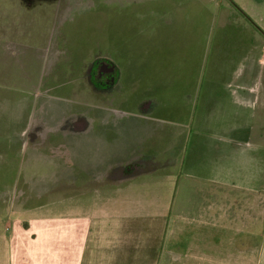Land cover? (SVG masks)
Here are the masks:
<instances>
[{"label": "crops", "instance_id": "obj_1", "mask_svg": "<svg viewBox=\"0 0 264 264\" xmlns=\"http://www.w3.org/2000/svg\"><path fill=\"white\" fill-rule=\"evenodd\" d=\"M92 1L65 2L76 7L65 8L71 11L59 20V36L69 35L66 24L72 12L81 11L84 2L95 5ZM150 1L131 0L135 5ZM47 2L53 1L39 3ZM160 5L163 11L143 13L140 26L123 30L121 41L112 39L119 35L111 16L110 47L111 53L120 52L115 55L119 81L114 90L93 96L92 111L75 102L89 99L85 85L77 82L64 88L68 77L84 75L86 66L79 62H85L86 52L79 46L84 57L63 65L65 72L40 74L43 82H38L53 86L56 93L61 84L59 94L41 99L45 110L0 112L2 144L13 143L7 148H22L20 134L27 127L45 128L51 138L44 147L65 149L63 154L48 152L53 160L45 163L60 158L70 165L76 160L85 187L91 180L95 183V199L60 211L31 200L23 205L16 188L2 192L0 264H129L134 252L143 263L151 264L152 256L161 262L166 260L161 237L168 224L176 222L180 228L186 220L209 230L241 232L231 240H214L209 233V238L199 240L204 251L184 252L182 260L262 264L260 207L256 211L254 205L253 217L246 222L231 216L229 204L223 205L220 198L229 197L231 189L253 196L264 189L262 136L256 139L255 114L247 112L262 95L256 86L264 79V33L235 0H160ZM229 14H236L250 29L230 32ZM138 16L133 18L136 22ZM52 31L51 36L57 34ZM69 41L58 42L64 49ZM33 160L30 165L41 163L37 157ZM21 161L14 154L0 164L19 166ZM15 176L9 180L17 181ZM103 180L108 182L109 203L102 200ZM186 194L196 199L179 200ZM225 244L238 248L233 253L224 249ZM247 245L253 247L248 254Z\"/></svg>", "mask_w": 264, "mask_h": 264}, {"label": "rangeland", "instance_id": "obj_2", "mask_svg": "<svg viewBox=\"0 0 264 264\" xmlns=\"http://www.w3.org/2000/svg\"><path fill=\"white\" fill-rule=\"evenodd\" d=\"M67 1L57 0L54 3L47 2L48 4H40L37 0H0V112H42L45 110L47 104L45 101H41V99L45 98V95L49 93L56 92L52 89L53 86L38 82L41 80L40 74L44 72L46 75L50 70L53 71L52 69H54L53 72H65L64 69L67 70V68L64 66L69 61L70 64H75L79 61L80 55L77 53V51L79 52L77 49L79 46L81 52L85 51L84 48L89 49L85 55L86 60L89 61L101 54L112 55V57H115L116 54L120 55V52L111 53V16L115 19L114 30L119 35L117 38L113 37L112 39L121 41L120 35L124 33L123 30L140 26L143 13L145 15L146 13L157 14L163 11L160 10V0H151L143 5H135L131 0H128L129 2L127 0H104L102 3L100 0H93L92 2L95 5H89L84 2L81 11L72 12L69 18L70 21L66 24L68 30H70L69 36H66V41L70 40L68 45L70 49L67 52L63 49V44L58 42L59 35L62 32L55 30L60 25L59 20L62 14L64 16L71 11L65 8L69 7V9H73L76 7V5L70 6V4H66L65 2ZM96 2H99V4ZM235 2L240 4L241 7L246 8L253 18L257 19L259 28H256L264 33V0L261 4L255 5L253 4L254 0H235ZM136 13H139L138 22L133 19L136 17ZM226 19L229 24L226 26L230 32L233 29L236 30V28L248 31L249 27H251L247 22L244 23L242 19H239L236 14L235 17L234 14H229V17H226ZM53 29L57 34L51 36L50 33L53 32ZM96 42H101L103 47L100 50L94 51L93 44ZM64 43L66 44L67 42L64 41ZM120 44L121 42H119L118 50L122 48ZM71 48H76L77 51ZM57 88L59 92L56 94H59L61 92V84ZM256 89L261 91L262 95L260 99L257 97V100L250 106V109H247V112H254L255 137L259 140L261 135L262 141L260 139V142L264 146V79H261ZM25 126L24 124L22 125V127ZM2 134L5 135V133ZM20 136L22 140V148L20 149L7 148V146L13 147V143L11 145L10 142H6L3 145V141L0 139V162H4L6 156L13 158L14 154H17L18 157L20 156L22 160L19 166L12 163L10 165H5V163L0 164V194L5 192V190L16 188L18 192H22L23 205L26 204L27 200H31L34 204L47 207L52 211H60L65 207L84 204L95 199L91 191L95 183L91 180L89 182L90 185L85 187L86 182L79 173L80 170L76 160L70 165H63L62 160H59L60 158L51 164L45 163L48 162V159L49 161L53 160L52 157L49 158L48 155L50 154H48V150L44 147L47 144L48 137L51 138V135L45 131V128L39 127V130L36 131L35 127H32V129L27 127ZM49 151H52V149ZM54 151L56 154L62 153V150L60 151L59 149ZM259 154L261 159L264 160V148L260 150ZM35 157L41 163L34 166L30 165V162H35L33 160ZM20 168L21 170H17ZM3 169H6L8 175H3ZM19 171L21 174L17 176L19 177L17 181L9 180V178L13 179L14 174ZM122 175L119 172L121 178L124 177ZM17 177L15 176V178ZM107 184L108 182L105 180L101 182L100 186L98 182L96 184L101 187L103 203L110 202L109 191L106 190L108 189ZM116 184L119 185L120 181H116ZM23 194L28 195V197H24ZM32 194L35 196H29ZM150 199H153V197H150ZM182 199L185 202L195 200L196 197L179 198L181 201ZM220 199L221 201L223 200V205L225 203L229 204L230 210L233 211L231 216H234L236 219L245 220L246 222L253 217L254 205L256 211L260 207V222L262 225L260 231L263 242L262 253L264 256V189L256 196L247 192H235L231 189L229 197ZM214 201L217 203L218 198H215ZM189 221L186 220V223H183L180 228L176 227V222L168 224L166 235L161 237L164 240L162 248L167 252L164 255L166 260L158 262V258L152 256L155 258L152 261L155 262L154 264H193V261L182 260L180 254L187 251H195V249L198 252L204 251L202 249L204 245H199L200 239L209 238L210 233L211 238L214 240L226 236L231 240L238 236L236 232H241V230H231L229 232L215 229L209 230V228H206L202 224L189 223ZM206 247L209 250V245ZM227 248L231 249V252L234 253V250L238 247L232 244H225L224 249L226 250ZM252 251L253 247L248 249L247 245L245 249L246 254ZM130 258L132 260L128 262L129 264H146L137 260L135 252L133 258ZM224 263L222 261H211L208 264ZM230 263L261 264L257 260H247L245 262L231 261ZM262 264H264V260Z\"/></svg>", "mask_w": 264, "mask_h": 264}, {"label": "flooded vegetation", "instance_id": "obj_3", "mask_svg": "<svg viewBox=\"0 0 264 264\" xmlns=\"http://www.w3.org/2000/svg\"><path fill=\"white\" fill-rule=\"evenodd\" d=\"M37 1L46 2L47 0H37ZM48 1L57 2V0H48ZM68 36L69 35H67V37ZM67 37L65 35V36H59V38L58 37L57 38H58V41L62 40L66 42ZM93 47H94V51H97L103 47V44L101 42H96L93 44ZM64 49L68 52L70 48L65 46ZM71 49L74 51H77L76 48H71ZM84 49L86 50L84 52L89 51V49L88 50L86 48ZM77 53H81V52L77 51ZM79 55L80 57H84L83 53ZM70 59L73 60L72 58ZM79 63L80 65L82 64L86 66L84 75L81 74L80 77H73V76L68 77L64 83V85H66L64 86V88H66L67 85H69L70 87V85L72 84H77V82H79V84L85 85L87 87V92L90 93L89 99L85 101L80 100L79 102L77 101L75 102L79 103L80 105L82 103L87 111H92L94 109V104H95L93 100L94 95L101 94V93H107L116 88L118 81H119V68L115 60V57H112V55L107 56L105 54L98 55L96 56V58L91 59L90 61L85 60V62L80 61ZM69 64H70V61H69ZM70 102L71 101L68 100L67 102L69 103L68 105L71 104ZM76 127L77 128L82 127V122H76ZM50 149H52V151H49ZM50 149L48 150L50 154L55 152L52 147ZM59 150L60 151L62 150L61 151L62 154L63 152H65V149L59 148Z\"/></svg>", "mask_w": 264, "mask_h": 264}]
</instances>
